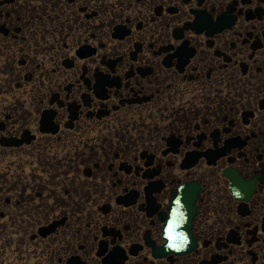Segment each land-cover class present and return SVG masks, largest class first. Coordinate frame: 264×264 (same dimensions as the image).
Segmentation results:
<instances>
[{
    "label": "flooded vegetation",
    "instance_id": "obj_1",
    "mask_svg": "<svg viewBox=\"0 0 264 264\" xmlns=\"http://www.w3.org/2000/svg\"><path fill=\"white\" fill-rule=\"evenodd\" d=\"M0 264H264V0H0Z\"/></svg>",
    "mask_w": 264,
    "mask_h": 264
}]
</instances>
